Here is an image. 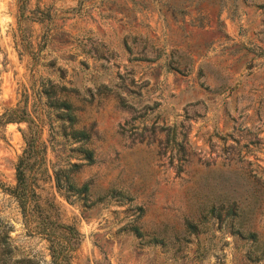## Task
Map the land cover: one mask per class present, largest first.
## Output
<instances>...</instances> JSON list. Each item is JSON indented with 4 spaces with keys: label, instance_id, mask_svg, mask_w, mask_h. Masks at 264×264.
I'll return each instance as SVG.
<instances>
[{
    "label": "rangeland",
    "instance_id": "374dc122",
    "mask_svg": "<svg viewBox=\"0 0 264 264\" xmlns=\"http://www.w3.org/2000/svg\"><path fill=\"white\" fill-rule=\"evenodd\" d=\"M20 3L0 0V112L48 77L72 89L77 126L90 134L94 161L73 173L88 184L85 201L54 188L62 160L49 148L32 178L33 215L48 210L80 233L70 263L264 264L244 256L264 248V0H26L18 21ZM34 8L48 18L30 21ZM24 128L0 130V234L10 263L49 264L45 240L5 190ZM217 192L235 200V228L257 243L201 211Z\"/></svg>",
    "mask_w": 264,
    "mask_h": 264
},
{
    "label": "trees",
    "instance_id": "16d2710c",
    "mask_svg": "<svg viewBox=\"0 0 264 264\" xmlns=\"http://www.w3.org/2000/svg\"><path fill=\"white\" fill-rule=\"evenodd\" d=\"M25 3L26 0H21L18 6V21L25 17ZM31 14L26 18L38 23L48 18L47 13L39 8H34ZM71 90L64 84L53 82L48 77L38 79L36 85H30V93L23 89L20 98L13 106L4 108L0 112V130L8 123H25V128L21 131L23 147L14 164V184L5 190L16 199L21 212L28 214L29 224L34 234H38L45 240L49 264H71L70 252L79 244L80 233L73 223L59 221L48 210L44 209L41 213L33 215L31 211L36 207L34 201L36 194L32 188L33 175L43 166L46 150L49 148L54 152L56 162L62 160L51 169L54 188L68 203L85 201L89 196L88 184L85 182L77 184L73 173L81 165L94 161L93 151L87 145L90 134L85 128L77 126V108L71 100ZM29 97H31L30 102ZM44 126H46L47 135L42 140L40 136ZM174 135L175 130L172 125L166 131L165 138L173 139ZM175 151L181 154L176 158L177 163L174 166L175 172L179 173L183 170L182 164L185 159L183 145L179 144ZM65 152L66 155L61 158V154ZM70 157L73 161H70ZM217 193L207 199L201 211L217 221H225V225L240 239L257 243L258 237L254 231L235 228L238 224L235 218L239 216L235 200L228 196L229 193ZM185 228L191 233L199 230L197 224L191 221L185 222ZM132 230L135 235H142L137 227H133ZM7 238L6 232L0 234L2 264H45L44 261L30 257L16 259L10 263L6 258L11 255L12 250L7 243ZM244 256L249 261L259 260L264 256V248L258 255L247 252Z\"/></svg>",
    "mask_w": 264,
    "mask_h": 264
}]
</instances>
